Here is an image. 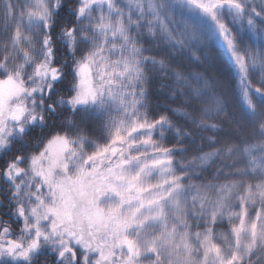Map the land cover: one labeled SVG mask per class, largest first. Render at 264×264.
Segmentation results:
<instances>
[{"label":"rangeland","instance_id":"1","mask_svg":"<svg viewBox=\"0 0 264 264\" xmlns=\"http://www.w3.org/2000/svg\"><path fill=\"white\" fill-rule=\"evenodd\" d=\"M76 1L101 87L31 150L54 79L79 93L47 42L65 0H0V264H264V0Z\"/></svg>","mask_w":264,"mask_h":264},{"label":"trees","instance_id":"2","mask_svg":"<svg viewBox=\"0 0 264 264\" xmlns=\"http://www.w3.org/2000/svg\"><path fill=\"white\" fill-rule=\"evenodd\" d=\"M181 1L185 4V6H187L189 9L193 11L195 10V5H196L195 1L202 2V0H181ZM76 2H77L76 0H65V2L60 7L57 8L52 18V25L48 27L47 42L50 46L51 54L54 61L58 65L66 64L67 76L72 77L73 75V78L77 83L79 93L74 95L70 93V91H68V88L70 89L71 87L70 84L72 82L71 79L67 81L63 80L59 82L54 81L55 84L53 86L54 89L48 90L46 92L48 107L51 111L48 114H46V116H40L37 118L33 116L30 117V121H32L34 127L27 134L26 138L31 150H38L39 149L38 146L42 143V141L44 140V138L47 137L48 134L50 135H52L53 133L58 134L59 131L63 130L64 129L63 126L66 125L67 120L69 121L70 119L71 120L74 119L80 113L86 114L85 112H83L84 108H86V110L88 111L89 109L87 108L94 105L92 104L94 101L88 102V100L92 99L93 98L92 95H94L101 87V85L95 81L91 83H88L86 81L83 82L82 73L85 74V72L82 69H80V67H78L76 64L75 59L77 56L81 54L79 50H75L73 48V38H72L77 24L76 13H75ZM222 40L224 41V43L227 42L225 38ZM70 48H71V53L69 51ZM73 65L76 66L75 69L73 68ZM256 97H258V99H263L261 98V95H257ZM61 100L64 101V103H62ZM7 113H9V110H6V114ZM89 122L90 121H86V120L80 121V123L83 125H86ZM62 134L64 135L63 131ZM178 163L176 162L172 163L171 168L180 170V168H182L184 163L183 162H178ZM108 168L111 169L110 167ZM0 174H2V172H0ZM62 177L63 179L65 178L64 176ZM188 182L194 183L193 181L190 180ZM7 207H8L7 209L8 212L10 206L7 205ZM68 218H70L71 220L73 219L79 220L80 225L77 226V230L80 232V234H84V227L86 225L97 224L95 221L96 216L92 215L91 211L83 212V211H79L78 208H76V211L72 212L71 217L69 216ZM4 222L5 223H2L3 226L8 228L9 230L17 231V229H19L17 221L13 220V218L10 219L9 222L6 220H4ZM104 230H106V227L104 228ZM104 234L105 232L104 233L99 232L98 237L95 240V243H93V246L96 247L97 245L102 244L104 239L103 238ZM112 248H113L112 243H109V245L106 248V251L104 253H100L99 261L105 262L106 260L114 259L115 254H113Z\"/></svg>","mask_w":264,"mask_h":264},{"label":"water","instance_id":"3","mask_svg":"<svg viewBox=\"0 0 264 264\" xmlns=\"http://www.w3.org/2000/svg\"><path fill=\"white\" fill-rule=\"evenodd\" d=\"M36 246H37V244H35V245L33 246V248H35ZM11 249L14 250V249H15V246L12 245Z\"/></svg>","mask_w":264,"mask_h":264},{"label":"flooded vegetation","instance_id":"4","mask_svg":"<svg viewBox=\"0 0 264 264\" xmlns=\"http://www.w3.org/2000/svg\"><path fill=\"white\" fill-rule=\"evenodd\" d=\"M6 221H8V222H9V221H10V219H9V220H6Z\"/></svg>","mask_w":264,"mask_h":264}]
</instances>
